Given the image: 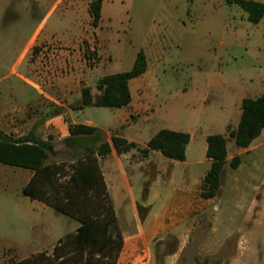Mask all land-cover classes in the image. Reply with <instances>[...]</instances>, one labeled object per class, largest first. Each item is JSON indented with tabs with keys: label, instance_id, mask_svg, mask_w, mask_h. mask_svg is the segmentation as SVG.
I'll return each mask as SVG.
<instances>
[{
	"label": "rangeland",
	"instance_id": "374dc122",
	"mask_svg": "<svg viewBox=\"0 0 264 264\" xmlns=\"http://www.w3.org/2000/svg\"><path fill=\"white\" fill-rule=\"evenodd\" d=\"M53 1L0 3V91L15 84L16 80L8 74L18 50L42 23ZM90 1L65 0L42 28V35H53L71 52L81 50L86 86H80L96 93L99 78L128 72L137 53L142 51L147 57V72L131 83V91L133 97L149 104L158 129L187 131L195 139L208 134L224 136L229 152L236 156L229 131L236 128L240 103L264 94V18L252 25L238 6L224 0H103L101 22L94 29L88 24L85 11ZM251 1L264 4V0ZM80 36L85 39L80 41ZM92 53L95 59L90 58ZM24 67L18 73L28 78ZM54 75L51 95L60 104H66L61 82L57 80L65 74ZM79 99L77 95L68 103ZM63 110L46 102L38 107L37 115L41 118L51 111ZM115 113L112 109L88 107L79 119L108 131L114 125ZM67 145L61 142L45 161L47 165L64 168L59 171L60 177L51 179L57 181L55 186L66 181L62 176L69 173L72 164L98 146L90 140L79 142L78 149H68ZM204 158L199 150L195 159ZM197 170H202V166ZM22 172L26 170L0 164V264L51 255L57 238L73 237L79 225L52 209L44 210L24 196ZM218 195L225 207L237 208L236 176L232 180L228 172L224 175ZM255 195L242 232L231 234L217 250L202 245L211 224L205 217L198 218L176 264H264V184ZM214 214V223L223 226L220 212ZM119 216L124 229L129 218ZM116 226L119 230L117 223ZM224 226L227 227L226 223ZM176 245L174 237L161 241L159 257Z\"/></svg>",
	"mask_w": 264,
	"mask_h": 264
},
{
	"label": "crops",
	"instance_id": "0c3cea01",
	"mask_svg": "<svg viewBox=\"0 0 264 264\" xmlns=\"http://www.w3.org/2000/svg\"><path fill=\"white\" fill-rule=\"evenodd\" d=\"M35 1L38 4L43 0ZM2 2L3 0H0V3ZM63 2L65 0H54L50 4L42 23L18 50L8 74L16 82L14 85L4 86L0 91V131L14 139L27 138L29 141L50 142L53 152L61 142L68 143L70 125L91 127L102 133V140L109 143L111 152L104 157H96V160L122 237V249L116 264H176L179 254L189 243V235L195 228L196 220L200 217L207 218L211 224L202 245L205 244L212 251L217 250L231 234L242 232L252 195L256 196V189L264 184V129L248 148L235 146L236 156L229 152L226 144L225 166L228 168L225 169L224 166L220 189L210 200L200 197L202 181L211 165V160L206 158V138L210 136L209 134L195 139L191 133L182 132L189 135L183 162L169 160L159 152H149L143 157L136 149L118 155L111 146V138H120L127 143L135 144L137 149H145L148 141L160 131L152 119L153 112L150 113L149 104L138 96L133 97L131 91V83L147 72V57L144 55L146 71L128 83L130 104L125 108L112 109L116 113L111 130L105 131L89 121L80 120L84 109L73 110V107L80 105V99L76 103L68 102L80 95L81 88L86 86L84 61L81 62L80 58L81 50L71 52L66 44L54 39L53 35H42L46 19ZM89 4L86 3L85 6L87 14ZM102 8L103 0L101 13ZM88 20L90 25L89 14ZM100 22L101 14L98 27ZM78 39L81 41L85 38L80 36ZM23 65L25 66L23 72L28 78L18 73ZM54 73L56 76L60 73L65 74L63 79L57 80L61 82L62 97L67 101L66 104H60L51 95ZM80 83L85 86L81 87ZM90 90L93 96L98 95V92L94 93L91 88ZM46 102H53L64 110L60 113L51 111L40 118L37 115L38 107L45 105ZM83 140L89 141L88 137L82 136L74 141L75 143H68L67 148L78 149V143ZM95 143L99 146L101 141ZM98 146L95 147L94 153ZM199 150L205 158L196 160ZM234 157L239 159V165L232 170L229 162ZM199 166H202L200 171L197 170ZM227 172L232 180L236 176V209L225 207L224 201L218 197ZM22 174L25 186L33 172L26 170ZM33 202L39 203L44 210L50 209L41 202ZM216 212H220L219 218L223 226L219 227L214 223L213 217ZM119 215L129 218L124 229L121 228ZM225 218L228 220L223 222ZM225 223L227 227L224 226ZM246 235L244 234L243 238ZM168 237L175 238L176 248L169 250L160 258L158 244ZM59 239L61 238H57L56 241Z\"/></svg>",
	"mask_w": 264,
	"mask_h": 264
},
{
	"label": "trees",
	"instance_id": "16d2710c",
	"mask_svg": "<svg viewBox=\"0 0 264 264\" xmlns=\"http://www.w3.org/2000/svg\"><path fill=\"white\" fill-rule=\"evenodd\" d=\"M193 2L194 0H189ZM228 5L238 6L252 25L264 18V4L251 0H224ZM102 0H91L88 14L91 27L97 28L100 21ZM95 58V55H93ZM146 71V59L142 51L136 55L128 72L102 77L97 85L98 95L83 87L80 90V105L73 110L84 108L121 109L131 102L128 88L130 80ZM241 114L229 138L237 148L246 149L264 129V94L240 104ZM68 143H75L82 136L95 143L101 141L96 153L87 152L86 157L71 165L69 173L63 175L66 181L53 185L54 177H60L64 168L45 164L48 154L53 153L50 142L29 141L27 138L13 139L0 132V164L33 172L22 194L32 201H38L55 213L78 222L73 237L61 238L53 247L51 255L40 254L17 264H116L122 249V237L117 229L112 203L106 191L96 157H104L111 152L109 143L102 140V133L91 127L69 126ZM75 141V142H74ZM189 135L182 132L160 130L146 144L145 149H137L133 143L113 137L111 146L120 155L136 149L143 157L149 152H159L163 157L183 162ZM226 139L221 135L206 138V158L211 160L210 168L200 187V197L213 199L221 186V173L227 157ZM239 159L234 157L229 167L235 170ZM52 179V180H51ZM55 186V187H53Z\"/></svg>",
	"mask_w": 264,
	"mask_h": 264
},
{
	"label": "built area",
	"instance_id": "2783aa9c",
	"mask_svg": "<svg viewBox=\"0 0 264 264\" xmlns=\"http://www.w3.org/2000/svg\"><path fill=\"white\" fill-rule=\"evenodd\" d=\"M93 55H94V53H92V54L90 55V58H91V59H95V58H93Z\"/></svg>",
	"mask_w": 264,
	"mask_h": 264
}]
</instances>
